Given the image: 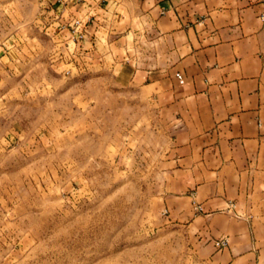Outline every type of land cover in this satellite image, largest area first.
Here are the masks:
<instances>
[{"label":"crops","instance_id":"1","mask_svg":"<svg viewBox=\"0 0 264 264\" xmlns=\"http://www.w3.org/2000/svg\"><path fill=\"white\" fill-rule=\"evenodd\" d=\"M32 26L46 58L118 68L155 107L154 213L187 264H264V0H0V66L28 56Z\"/></svg>","mask_w":264,"mask_h":264},{"label":"rangeland","instance_id":"2","mask_svg":"<svg viewBox=\"0 0 264 264\" xmlns=\"http://www.w3.org/2000/svg\"><path fill=\"white\" fill-rule=\"evenodd\" d=\"M19 31L30 53L0 66V264H187L154 213L155 107L118 68L80 72Z\"/></svg>","mask_w":264,"mask_h":264},{"label":"built area","instance_id":"3","mask_svg":"<svg viewBox=\"0 0 264 264\" xmlns=\"http://www.w3.org/2000/svg\"><path fill=\"white\" fill-rule=\"evenodd\" d=\"M76 24H78V22H76ZM176 78L178 79V81H179L180 83H183L182 77H181L179 74H176ZM195 210H196V211H201L200 206H196V207H195ZM226 244H227L226 240H219V241H217V242L215 243V246H216V248H218V250H219V249L224 248V247L226 246Z\"/></svg>","mask_w":264,"mask_h":264}]
</instances>
